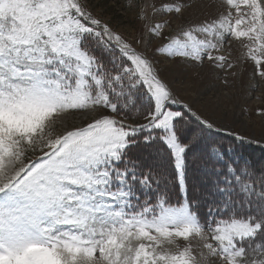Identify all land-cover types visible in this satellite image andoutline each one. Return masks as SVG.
Returning a JSON list of instances; mask_svg holds the SVG:
<instances>
[{
    "label": "snow or ice",
    "instance_id": "6c2138e0",
    "mask_svg": "<svg viewBox=\"0 0 264 264\" xmlns=\"http://www.w3.org/2000/svg\"><path fill=\"white\" fill-rule=\"evenodd\" d=\"M192 6L141 8L129 40L88 0H0V264H264V163L158 67L226 71L247 38L264 79V0L167 33Z\"/></svg>",
    "mask_w": 264,
    "mask_h": 264
},
{
    "label": "rangeland",
    "instance_id": "374dc122",
    "mask_svg": "<svg viewBox=\"0 0 264 264\" xmlns=\"http://www.w3.org/2000/svg\"><path fill=\"white\" fill-rule=\"evenodd\" d=\"M93 11L102 20L111 24L124 37L131 40L138 35L141 23L137 13L143 9L146 16L153 15L152 5L159 7L163 3L174 0H88ZM192 7L182 19L174 21L166 32L171 34L181 24L198 22L205 17L214 16L219 9L208 7L214 0H191ZM218 2V0H216ZM139 5V7L137 6ZM160 41H154L152 48ZM247 38L230 40L223 54L234 65L232 69L220 70L213 67L207 60L202 65L184 69L161 60L158 67L162 76L170 82L174 94L185 103H189L195 111L206 119L213 121L218 127H225L244 137L248 143L238 148V152L254 164L264 163V79L255 74L254 62L247 59ZM151 54V49H149ZM259 55V54H258ZM264 59V57H261ZM264 67V65H262ZM174 78L183 83H172ZM232 137L225 136L218 140L224 148L231 144ZM184 241H180L181 246ZM193 254L199 259L207 255L202 242L198 238H190ZM172 251H175L172 248ZM206 264H214L208 258Z\"/></svg>",
    "mask_w": 264,
    "mask_h": 264
}]
</instances>
